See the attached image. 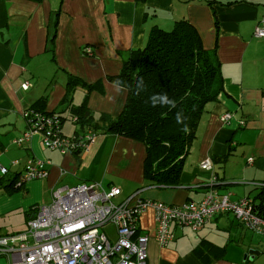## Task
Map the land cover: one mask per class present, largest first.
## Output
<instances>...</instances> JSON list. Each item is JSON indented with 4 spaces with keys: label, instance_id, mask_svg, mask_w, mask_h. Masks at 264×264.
<instances>
[{
    "label": "crops",
    "instance_id": "crops-1",
    "mask_svg": "<svg viewBox=\"0 0 264 264\" xmlns=\"http://www.w3.org/2000/svg\"><path fill=\"white\" fill-rule=\"evenodd\" d=\"M263 11V0H0V163L9 169L0 175V235L24 232L55 189L91 182L121 188L117 202L142 190L143 199L180 206L215 190L234 201L252 198L260 211L264 39L254 31ZM181 20L197 29L205 49L218 54L224 90L203 115L177 186L147 182L145 145L116 134H99L88 151L66 155L46 148L40 134L24 146L13 143L26 131L22 114L32 107L60 115L68 137L83 134L103 115L118 117L128 94L109 77L147 45L154 28L171 31ZM86 47L92 57L84 54ZM226 114L232 118L223 121ZM30 159L43 161L49 176L19 187ZM206 160L213 164L210 171L200 167ZM171 229L174 241L161 247L154 211L141 215L139 233L150 234L149 264H264V236L243 228L232 214L217 216L198 232ZM106 232L116 240L113 226ZM0 264L9 259L0 257Z\"/></svg>",
    "mask_w": 264,
    "mask_h": 264
},
{
    "label": "built area",
    "instance_id": "built-area-1",
    "mask_svg": "<svg viewBox=\"0 0 264 264\" xmlns=\"http://www.w3.org/2000/svg\"><path fill=\"white\" fill-rule=\"evenodd\" d=\"M254 37L264 39V11ZM84 54L92 57L94 52L86 47ZM30 87L25 82L24 90ZM22 115L27 129L13 141L18 146H24L35 134H40L46 148L66 155L88 151L99 136L92 128L83 134L66 136L58 114L28 108ZM231 118V114H226L222 119ZM78 120L74 118V122ZM17 163L14 161L13 165ZM200 167L210 171L213 164L206 160ZM8 174L9 169L0 163V175ZM48 176L43 161L30 159L18 186ZM141 193L138 190L125 201L116 203L122 194L116 186L106 190L100 183L91 182L59 187L52 192L49 204L36 209L24 232L0 235V257H7L9 264H149L150 234L139 233L140 217L149 209L155 213V238L161 247H168L174 241L173 225L198 232L221 214H232L243 228L264 236V214L257 212L252 198L234 201L228 192L220 195L211 190L200 202L173 206L143 199ZM108 226L115 228V241L106 232Z\"/></svg>",
    "mask_w": 264,
    "mask_h": 264
},
{
    "label": "trees",
    "instance_id": "trees-1",
    "mask_svg": "<svg viewBox=\"0 0 264 264\" xmlns=\"http://www.w3.org/2000/svg\"><path fill=\"white\" fill-rule=\"evenodd\" d=\"M140 79L142 86H138ZM109 81L127 90L125 107L118 117L103 115L90 128L143 143L147 182L177 186L203 115L224 90L218 54L205 49L197 29L181 20L171 31L154 28L147 45L134 50L125 59L121 73ZM162 94H167L175 107L159 99ZM153 95L157 96L154 103ZM82 119L88 121L89 117L84 114ZM257 212L264 214V205Z\"/></svg>",
    "mask_w": 264,
    "mask_h": 264
},
{
    "label": "clouds",
    "instance_id": "clouds-1",
    "mask_svg": "<svg viewBox=\"0 0 264 264\" xmlns=\"http://www.w3.org/2000/svg\"><path fill=\"white\" fill-rule=\"evenodd\" d=\"M117 83H121L120 81H117ZM143 85V79H140L139 82H138V86H142ZM137 94H139V91L137 92ZM153 100V103L155 102V100L157 99V96L156 95H153L152 98ZM159 99H161L165 104L167 103H171L173 107H175V102L174 101H169L168 100V96L167 94H162L159 96ZM184 131H187V127L185 126V128L183 129Z\"/></svg>",
    "mask_w": 264,
    "mask_h": 264
},
{
    "label": "rangeland",
    "instance_id": "rangeland-1",
    "mask_svg": "<svg viewBox=\"0 0 264 264\" xmlns=\"http://www.w3.org/2000/svg\"><path fill=\"white\" fill-rule=\"evenodd\" d=\"M67 122H68V123H70V122H71V120H67ZM116 203H120V201H118V202H117V200H116Z\"/></svg>",
    "mask_w": 264,
    "mask_h": 264
}]
</instances>
